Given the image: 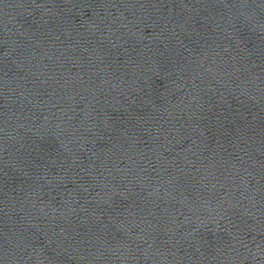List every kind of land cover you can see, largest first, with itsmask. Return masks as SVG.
Here are the masks:
<instances>
[{"label":"water","instance_id":"1","mask_svg":"<svg viewBox=\"0 0 264 264\" xmlns=\"http://www.w3.org/2000/svg\"><path fill=\"white\" fill-rule=\"evenodd\" d=\"M0 264H264V0H0Z\"/></svg>","mask_w":264,"mask_h":264}]
</instances>
